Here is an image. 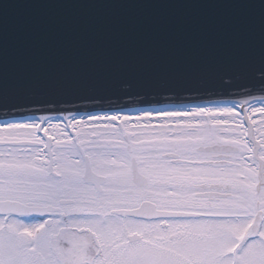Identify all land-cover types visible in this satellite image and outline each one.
Segmentation results:
<instances>
[{"label":"snow or ice","instance_id":"obj_1","mask_svg":"<svg viewBox=\"0 0 264 264\" xmlns=\"http://www.w3.org/2000/svg\"><path fill=\"white\" fill-rule=\"evenodd\" d=\"M165 101L6 113L0 264H264V98Z\"/></svg>","mask_w":264,"mask_h":264},{"label":"water","instance_id":"obj_2","mask_svg":"<svg viewBox=\"0 0 264 264\" xmlns=\"http://www.w3.org/2000/svg\"><path fill=\"white\" fill-rule=\"evenodd\" d=\"M0 3V120L264 98L262 0Z\"/></svg>","mask_w":264,"mask_h":264},{"label":"bare ground","instance_id":"obj_3","mask_svg":"<svg viewBox=\"0 0 264 264\" xmlns=\"http://www.w3.org/2000/svg\"><path fill=\"white\" fill-rule=\"evenodd\" d=\"M244 101H247V100H241V101H234V103H236V104H240V103H242V102H244ZM251 102V101H250ZM159 107V106H158ZM152 110H154V107H150V108H145V107H142V108H140V110H137L138 112H142V111H152ZM136 112V111H135ZM64 116H67V115H59V116H52V115H48V117H53V118H60V120H62V118L64 117ZM37 117H39V116H37Z\"/></svg>","mask_w":264,"mask_h":264},{"label":"rangeland","instance_id":"obj_4","mask_svg":"<svg viewBox=\"0 0 264 264\" xmlns=\"http://www.w3.org/2000/svg\"><path fill=\"white\" fill-rule=\"evenodd\" d=\"M257 103V102H256ZM217 105H219V106H223V105H232V104H236V103H228V104H224V103H220V102H218V103H216ZM238 105V104H237ZM60 122L61 123H63V120H60Z\"/></svg>","mask_w":264,"mask_h":264}]
</instances>
